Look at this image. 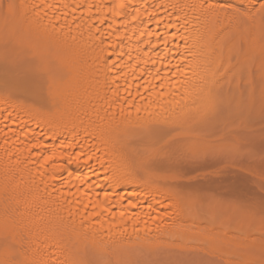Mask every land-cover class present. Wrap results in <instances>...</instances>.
Returning a JSON list of instances; mask_svg holds the SVG:
<instances>
[{"label":"bare ground","instance_id":"6f19581e","mask_svg":"<svg viewBox=\"0 0 264 264\" xmlns=\"http://www.w3.org/2000/svg\"><path fill=\"white\" fill-rule=\"evenodd\" d=\"M2 2L0 264L222 261L166 149L264 105V0Z\"/></svg>","mask_w":264,"mask_h":264},{"label":"rangeland","instance_id":"374dc122","mask_svg":"<svg viewBox=\"0 0 264 264\" xmlns=\"http://www.w3.org/2000/svg\"><path fill=\"white\" fill-rule=\"evenodd\" d=\"M11 90L10 93L19 94L14 88ZM179 139L174 138L179 144L171 141L166 151L174 150L173 153L177 154L176 149L183 142L188 143L187 148L180 152L181 148H185L181 146L178 151L181 158L169 174H174L178 190L189 197L201 212L204 210L203 214L208 213L210 219L203 218L205 224L211 225L213 218L214 221L223 219L222 223L213 221L211 226L216 224V230L221 231L227 241L222 245L227 256L222 257V261L199 259L188 252L179 261L162 257L160 261H135L134 264H264V251L261 250H264V105L249 116L225 117L221 125L217 124L203 133L202 140L184 138L185 141L181 139L179 142ZM204 144L208 150L201 149L200 145ZM189 145L199 147L202 152L189 157L186 152ZM181 153L187 156L183 157ZM235 243L241 248L232 246ZM243 246L260 247L263 253L258 250L259 253L252 252L254 254L249 258L245 254L247 261L244 256V261H234L239 254H243Z\"/></svg>","mask_w":264,"mask_h":264},{"label":"snow or ice","instance_id":"6c2138e0","mask_svg":"<svg viewBox=\"0 0 264 264\" xmlns=\"http://www.w3.org/2000/svg\"><path fill=\"white\" fill-rule=\"evenodd\" d=\"M5 7L7 8L8 12L11 13L14 10L15 5L12 3H8L5 6V4L2 2V0H0V11L4 10ZM116 7L123 9V8L127 7V4L124 2V0H120V2L118 3V5ZM261 10L264 11V4H261ZM116 14L119 15L120 13L117 12ZM150 35H151V33H150ZM49 159H51V157H49Z\"/></svg>","mask_w":264,"mask_h":264}]
</instances>
